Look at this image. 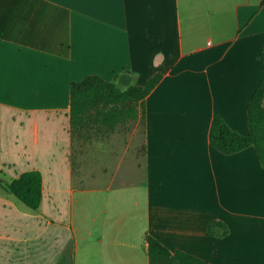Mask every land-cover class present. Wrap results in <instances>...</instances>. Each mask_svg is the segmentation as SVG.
Listing matches in <instances>:
<instances>
[{
	"label": "crops",
	"instance_id": "crops-1",
	"mask_svg": "<svg viewBox=\"0 0 264 264\" xmlns=\"http://www.w3.org/2000/svg\"><path fill=\"white\" fill-rule=\"evenodd\" d=\"M261 0H0V179L42 177L30 209L0 187V264H149L145 236L212 264H264V167L209 142L246 135ZM160 81L144 119L70 128V84ZM264 105V101H263ZM211 220L228 233L212 236Z\"/></svg>",
	"mask_w": 264,
	"mask_h": 264
},
{
	"label": "trees",
	"instance_id": "trees-1",
	"mask_svg": "<svg viewBox=\"0 0 264 264\" xmlns=\"http://www.w3.org/2000/svg\"><path fill=\"white\" fill-rule=\"evenodd\" d=\"M264 5V0H261ZM262 69L258 83L247 104L248 132L242 135L232 129L219 116L214 115L208 132L212 147L224 154H232L252 146L261 166L264 167V49L259 55ZM156 74L145 85L119 86L98 75H88L70 84V128L75 133L86 126H99L105 132L117 125L144 119V100L160 81ZM0 187L12 193L30 209H36L41 201L42 177L39 171L22 172L10 182L0 179ZM207 231L212 236L223 237L228 233L227 225L211 220ZM149 264H212L181 250L169 251L156 238L146 235Z\"/></svg>",
	"mask_w": 264,
	"mask_h": 264
}]
</instances>
